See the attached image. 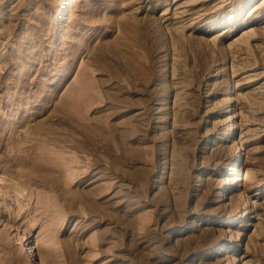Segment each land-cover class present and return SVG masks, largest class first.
Here are the masks:
<instances>
[{"label": "rangeland", "instance_id": "1", "mask_svg": "<svg viewBox=\"0 0 264 264\" xmlns=\"http://www.w3.org/2000/svg\"><path fill=\"white\" fill-rule=\"evenodd\" d=\"M42 260L264 264V0H0V264Z\"/></svg>", "mask_w": 264, "mask_h": 264}, {"label": "bare ground", "instance_id": "2", "mask_svg": "<svg viewBox=\"0 0 264 264\" xmlns=\"http://www.w3.org/2000/svg\"><path fill=\"white\" fill-rule=\"evenodd\" d=\"M141 42H143V41H141ZM34 128H35V127H34ZM40 134H41V133H40ZM236 155H238V152L236 153ZM233 156H234V155H233ZM226 168H229V166L227 165ZM73 179H74V178H73ZM236 179H237V178L234 177V179H233V185L236 183ZM222 187H223V191H224L225 189H227V185H226V184L223 185ZM220 193H221V192H220ZM248 203H249V202H248V199H246V210H245V212H244V216L247 215L248 210H249V205H248ZM235 216H236V215H235ZM235 216H234V217H231L232 220H233V219H236ZM228 221H229V220H228ZM222 244H223V243H222ZM222 244H221V242H218V243H216L215 245H217V246L220 248V247L224 246V245H222ZM217 250H218V249H217ZM42 262H43V264H45V262H44L43 260H42Z\"/></svg>", "mask_w": 264, "mask_h": 264}]
</instances>
